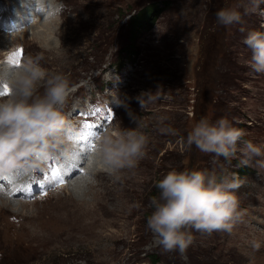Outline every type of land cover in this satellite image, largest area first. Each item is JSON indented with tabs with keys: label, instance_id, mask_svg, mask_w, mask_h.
<instances>
[{
	"label": "rangeland",
	"instance_id": "obj_1",
	"mask_svg": "<svg viewBox=\"0 0 264 264\" xmlns=\"http://www.w3.org/2000/svg\"><path fill=\"white\" fill-rule=\"evenodd\" d=\"M10 3L0 0V23L7 25L0 33L21 38L25 31L27 37L12 43L0 37V65L22 49L18 62L43 54L44 67L68 75L75 90L65 112L82 131L79 138L88 132L92 139L80 145L91 149L98 134L121 128L145 133L150 144L138 166L122 170L119 180L110 175L112 182L93 175L88 188L67 186L85 175V164L63 177L65 184L51 174L54 165L36 175L35 186L11 196L14 203L1 194L15 184L1 182L0 264H264V169L255 162L237 167L239 152L229 162L186 146L201 118H226L264 150V74L250 68L252 53L244 44L249 32H264V3L252 11L253 0H51L54 22L40 24L39 12L52 8L41 7L27 11L21 25L5 21ZM153 5V26L133 32L132 16ZM224 8L239 10L244 23L219 25L216 13ZM46 30L50 39L33 38ZM6 91L0 85V93ZM115 94L125 106L112 103ZM158 125L176 134L161 133ZM173 169H207L218 179L236 173L246 181L237 191L242 221L230 234L192 229L195 242L183 257L162 252L147 228L156 182ZM107 182L112 195L105 197Z\"/></svg>",
	"mask_w": 264,
	"mask_h": 264
},
{
	"label": "clouds",
	"instance_id": "obj_2",
	"mask_svg": "<svg viewBox=\"0 0 264 264\" xmlns=\"http://www.w3.org/2000/svg\"><path fill=\"white\" fill-rule=\"evenodd\" d=\"M35 2L36 7L47 9L51 0ZM253 2L252 11H255L264 0ZM216 17L217 23L225 27L244 23L242 13L233 8L219 10ZM244 44L252 53L250 68L264 74V32H249ZM43 60V54L38 53L34 57L27 56L22 62L0 65V85L8 93L0 95V178L26 183L54 165L63 169L84 163L88 173L76 179L87 184L93 182L92 173L97 169L117 180L122 170L135 169L148 154L149 136L135 128L108 130L98 134L93 150L82 149L77 142L82 133L76 130L65 112L75 85L68 75L44 67ZM142 96L137 99L143 109ZM112 103L126 105L116 94ZM159 119L162 124L165 117ZM158 130L176 134L170 126L158 125ZM245 136L243 129L234 127L226 118L215 122L201 118L188 132L186 146L190 149L195 145L201 153L222 156L229 162L239 152L237 167H252L255 162L258 169H264V150L244 139ZM82 151L87 152L86 160L81 159ZM245 183L236 173L218 179L215 172L207 169L168 171L156 182L159 194L151 200L154 210L147 219V228L156 237L162 252L185 256L195 242L192 229L207 235L232 233L243 219L237 191ZM253 247L258 249L260 245L256 243Z\"/></svg>",
	"mask_w": 264,
	"mask_h": 264
},
{
	"label": "bare ground",
	"instance_id": "obj_3",
	"mask_svg": "<svg viewBox=\"0 0 264 264\" xmlns=\"http://www.w3.org/2000/svg\"><path fill=\"white\" fill-rule=\"evenodd\" d=\"M10 4H9V6H11V8H10V12H8L9 13V15H6V18L7 19H5V21L6 22H10V21H13V22H15V24H17V25H21V24H23V23H26L27 21H28V16H26V14H28L27 13V11H35L37 8H41V7H36V2H35V0H10ZM18 4L20 5V6H18ZM49 7H52V8H48V9H50V10H48V12L45 10V12H39V16H38V19L40 20V24L42 23V22H47L48 24L49 23H52V22H54V15H53V13H50V11L52 10V9H54V11H52V12H55L56 11V8H55V6H54V4L53 3H50V6ZM15 9H18V10H16L14 13L12 12L13 10H15ZM12 10V11H11ZM12 12V13H11ZM6 13V12H5ZM32 13V12H31ZM51 14V15H50ZM32 15H33V13H32ZM35 15V14H34ZM5 16V15H4ZM30 16V15H29ZM53 16V17H52ZM10 17V18H9ZM35 17H36V15H35ZM5 18V17H4ZM9 19H11V20H9ZM9 27H10V25H8ZM7 27V25L6 24H4V21H3V24H1L0 23V28L1 29H4V28H6ZM0 29V32H2V30ZM53 31V30H52ZM30 32V31H29ZM48 31L46 30V31H44L43 33H40V32H34L32 35L34 36L33 38H35V40H38V38L40 37V36H42L41 38H43L44 37V39H45V36H47L46 38L47 39H50V35L51 34H53V33H47ZM51 32V31H50ZM55 35V34H54ZM0 37L2 38V39H7L8 40V42L9 43H12V42H15V41H19V40H22L24 37H27V32H23V34H22V36H21V38L20 37H18V36H8V35H5V34H3L2 35V33H0ZM44 39H42L41 40V43L43 42V41H45ZM51 44V43H50ZM0 47H5V46H3V42L0 44ZM7 48L6 49H8L9 47L8 46H6ZM11 47V46H10ZM11 55L10 56H8L6 59H7V61H5V62H3V63H1L2 65L3 64H7V63H10V62H12V60H11ZM75 95V94H74ZM72 96V95H71ZM76 128H77V126H76ZM82 132V131H81ZM88 133V132H87ZM87 133H85L86 135L85 136H83V138H79L78 137V140H77V142L79 143V144H83V142H85V140L86 141H88V143L90 144L91 143V136H89L90 135V133H89V135L87 134ZM82 137V136H81ZM90 146H85V148H87V149H89V150H91L90 148H89ZM87 159V157H85L84 158V160H86ZM101 170V169H100ZM75 171H77V170H75ZM74 171V172H75ZM88 173V169H87V167H85L84 168V174H87ZM92 175H95V178L97 179H102V181H104V179L105 178H109V176L110 175H106V174H104L103 173V171H95L94 173H92ZM58 178H60V181L62 180V178L63 177H65L66 179H67V176H66V174L65 173H63V172H61L60 173V175L59 176H57ZM79 177H83V176H79ZM4 179V180H3ZM74 179V181H77V182H73V185H71V181L69 182V181H67L66 183H67V186H74L75 188H79V187H83V185L85 186H87V185H89L88 183L87 184H82L81 183V181L80 180H78V179H76V178H73ZM110 182H112L111 181V178H109L108 179ZM2 182V184L4 183V184H6L8 187L9 186H12L13 184H15L14 186H13V188H11L10 190H8V189H6V191L3 193V191H2V193L3 194H1L2 195V199H3V201H9L10 203H14L13 201V199H11V196H14L17 192H20L21 191V189H24V188H29V186H31V185H33V186H35V182L33 181V179L32 180H30L29 182H26L25 183V186H23V184L24 183H18V182H16V181H13V180H11V179H7V178H0V183ZM53 183V182H52ZM3 184V185H4ZM54 184V183H53ZM64 184H65V182H64ZM69 184V185H68ZM101 185H104L103 183H101ZM89 186H92V185H89ZM5 187V186H4ZM7 187V188H8ZM106 193H105V197H108V196H110V195H112V193H111V186L109 185V183L107 182L106 183ZM48 188V187H47ZM46 188V189H47ZM87 188H88V186H87ZM83 191V190H82ZM22 193V192H21ZM83 196V195H82ZM16 202V201H15ZM16 204V203H15ZM101 204V203H100ZM7 205V204H6ZM5 205V206H6ZM102 205V204H101ZM103 207H105L104 205H102ZM11 207V206H10ZM10 207H8V208H10Z\"/></svg>",
	"mask_w": 264,
	"mask_h": 264
},
{
	"label": "trees",
	"instance_id": "obj_4",
	"mask_svg": "<svg viewBox=\"0 0 264 264\" xmlns=\"http://www.w3.org/2000/svg\"><path fill=\"white\" fill-rule=\"evenodd\" d=\"M168 6H165L164 10ZM157 8V7H156ZM154 5L147 8L146 11L142 10L139 14H135L131 18V25H132V31L136 32L139 30L147 31L149 28H151L157 18L158 14L154 13ZM158 9V8H157ZM156 13H159L158 10ZM140 36V34L137 35V38Z\"/></svg>",
	"mask_w": 264,
	"mask_h": 264
},
{
	"label": "snow or ice",
	"instance_id": "obj_5",
	"mask_svg": "<svg viewBox=\"0 0 264 264\" xmlns=\"http://www.w3.org/2000/svg\"><path fill=\"white\" fill-rule=\"evenodd\" d=\"M22 54H23V50L22 49L18 53L14 54V62H17L18 63V59L17 58L19 56H22ZM3 94H8V93H7V91L5 93H0V95H3ZM109 112H111V109H109ZM113 118H114V113L109 118V121L108 122L111 123V119H113ZM80 146H81L82 149H87L83 145H80ZM94 148H95V143L91 144V150H93ZM80 156H81V159L84 160V158L87 157V152L86 151H82L80 153ZM75 170H79V171L82 172L83 171L82 163L71 164V165H69V166H67V167H65L63 169L58 165V167L56 168V170L53 171L51 174L53 176H59L60 173L63 172V173L66 174L67 178L70 179L72 177V175H73V173H74ZM60 182L63 183L64 181L61 180Z\"/></svg>",
	"mask_w": 264,
	"mask_h": 264
}]
</instances>
